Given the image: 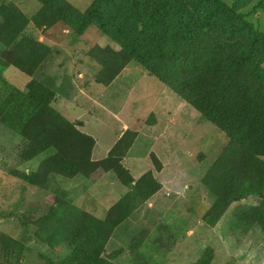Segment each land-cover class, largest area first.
Masks as SVG:
<instances>
[{
  "label": "trees",
  "instance_id": "trees-1",
  "mask_svg": "<svg viewBox=\"0 0 264 264\" xmlns=\"http://www.w3.org/2000/svg\"><path fill=\"white\" fill-rule=\"evenodd\" d=\"M37 1L42 10L32 20L13 1L0 7L1 80L8 86L4 72L10 67L33 78L28 95L12 90L0 112L7 108L6 112L12 113L16 108L20 119L26 121L25 138L18 150L25 162L51 152L35 172L12 171V175L43 188L52 175L90 179L102 170L114 172L128 192L110 209L106 220L66 200L30 202L23 212L28 222L38 226L48 220L52 223L51 231L38 232L36 237L49 246L57 242L74 245L67 264H115L112 255L106 256L108 240L121 223L161 191L162 184L153 173L135 180L124 167L122 161L137 136L133 131L125 132L105 159H93L95 140L82 132L83 122H71L53 107L55 98L70 99L74 91L70 87L62 96L56 80L44 74L55 51L27 35L32 21L46 27L62 22L76 36L91 27L98 29L121 46L119 53L111 49L92 53L103 67L100 74L109 75L99 80L102 86H109L131 61H137L147 75L218 126L230 142L215 164L217 171L207 176L204 185L225 208L258 197L255 205L234 208L227 227L243 236L255 226L264 231V34L246 20L238 6L242 3L246 7L253 0H230L234 6L223 0H95L85 12L66 0ZM113 2L121 9L112 25ZM259 7L264 8V0ZM130 20L136 28H128ZM152 159L160 171L161 162L155 155ZM203 221L209 227L219 222L209 214ZM158 231L150 241L139 238L135 242L134 259L142 260L141 264L156 256L165 257L174 247V228L161 224ZM138 243L141 247L144 243L152 253H142ZM26 251L22 243L4 239L0 242V264H21ZM213 258L214 252L208 248L194 264H212Z\"/></svg>",
  "mask_w": 264,
  "mask_h": 264
},
{
  "label": "rangeland",
  "instance_id": "rangeland-1",
  "mask_svg": "<svg viewBox=\"0 0 264 264\" xmlns=\"http://www.w3.org/2000/svg\"><path fill=\"white\" fill-rule=\"evenodd\" d=\"M7 1L10 0H0V7ZM29 1L38 5L35 0ZM93 1L84 0L82 5L86 7ZM223 1L229 6H234L230 0ZM259 2L260 0H253L246 7L242 3L238 6L246 15V20L264 34V8L259 7ZM117 4L113 2V17L110 19L112 25L116 23L117 14L121 9V6L118 9ZM130 21L133 22V20ZM129 22L127 25L129 29L136 28L134 22L133 24ZM68 30L69 33L72 32L71 28ZM88 36L95 37L97 43L102 45V47L95 46L91 53H99L97 49H111L118 53L121 50V46L112 43L96 28H90ZM2 52L3 49L0 47V54ZM50 58L44 74L56 80L55 83L61 87L62 96L69 93L70 87L75 92L77 77L81 76L74 74L72 78L61 68L53 71L50 65L54 58ZM128 65L130 70L126 79L123 80V83H126L123 87L120 82L112 89L104 88L99 80H106L109 75L100 74L103 72L102 66L86 76L87 82L100 84L102 87H97L99 91H106L103 97L104 103L112 107L110 104L113 102L114 109L119 107L121 100L128 98L127 108L123 109L121 114L123 112L133 114L134 116L129 115L130 119L134 118L132 123L143 127L140 129V137L126 158L125 165L132 171L135 180H139L147 173H153L160 178L158 180L163 187L148 203L145 202L117 227L108 240L106 256L112 255L111 259L115 264H141L142 260L134 259L135 242L139 238L140 241L154 239L158 235L161 224H169L174 228L173 233L176 237L174 247H171L165 257L156 256L152 261L146 260L148 264H194L208 248H212L214 252L212 264H264L263 229L255 226L253 230H257V234L253 235L251 240L237 230L227 227L229 216L234 208L240 204L255 205L258 197L237 201L225 208L221 203L216 202V197L204 185L207 176L211 172L214 173L216 162L227 149L229 137L171 89L147 75V71L139 62L131 61ZM18 70H9V78L7 77L9 81L6 79L8 86H4L0 76V109L10 97L12 90L17 89L25 95L30 92L28 84L33 78ZM58 76L60 77L57 81ZM53 79L50 80L51 83H54ZM60 99L66 98H55L53 107L61 113L63 104L67 102ZM160 99H164L165 106L159 108ZM154 103L156 104L153 106ZM171 106L173 108L171 115L162 116L167 122L165 133L158 135L150 132L146 125L155 123V115L150 113V110L159 109L164 113ZM89 109L93 115L106 116L107 114L95 105H90ZM6 110L7 108H4L0 112V242L4 239L13 240L27 247L21 264H67L72 256L74 245L57 242L49 246L40 241L36 233L51 231V220L42 226L28 222V218L23 215L26 206L30 202L49 204L58 199L66 200L67 204L69 202L82 211L93 213L98 218L106 220L107 216H110V209L126 194L127 189L121 181L116 182L112 174H109L111 179L100 172L90 179L76 177L69 180L52 175L43 188L30 186L13 176L12 171L35 172L51 152L42 154L32 162H25L18 150L22 147L25 138L23 133L26 131L24 129L26 121L20 119L16 108L12 113ZM137 110L139 112L136 115ZM106 111L110 114L115 113L108 107ZM137 120H142L146 124H138ZM91 128L90 123L89 131ZM117 131L118 126H115L114 132ZM151 150L159 154L162 157L160 160L163 159L165 162L169 150H175L177 157L181 160L180 171L176 172L178 175L169 167L163 174H158L155 161L153 166L149 157ZM157 161L156 159V163ZM175 163H179L176 157ZM99 179L101 180L97 181ZM208 214L212 216V219H218L219 222L215 227H209L203 221ZM32 217H35V214ZM142 245L141 247L138 243L142 253H152L151 250L144 248V243ZM106 256L105 258L108 259Z\"/></svg>",
  "mask_w": 264,
  "mask_h": 264
},
{
  "label": "crops",
  "instance_id": "crops-1",
  "mask_svg": "<svg viewBox=\"0 0 264 264\" xmlns=\"http://www.w3.org/2000/svg\"><path fill=\"white\" fill-rule=\"evenodd\" d=\"M10 1H13L21 9V11L25 15H27L28 18L31 20L33 19L34 16H36L42 10V4L39 3L37 0L35 1H37L38 5L32 4V2L29 0H10ZM66 1L72 4L80 12H85L95 0L91 4H88V6L86 7L82 5L84 0H66ZM91 28H94V27H91ZM68 29L69 27L66 26L62 22H58L51 27H46V25L37 24V23L34 24V22L32 21L30 25L28 26L26 33L27 35L34 36L37 42L39 43L42 42L44 45L49 46L51 49L55 51L54 59L51 63L52 66L50 65V68L52 67L53 71H57L58 68H61L63 69V72L65 73L67 72L66 74H68L71 77L74 76V74L75 76H78V75L81 76V77H77L76 83H75V80H73V83H75V92L73 96L70 99H60V100H65V102H67V104L65 103L63 104L60 111L71 122H78V121L83 122V126L80 128L82 132L93 137L95 140V146L93 150V159L95 161H101L105 159L108 156L111 149L119 142L121 137L125 134V132L130 130V131L137 133L134 143L132 144L128 153L125 155L122 161L124 167L130 170L125 165V161H126L128 154L132 150V147L134 146V144L140 137V134H141L140 129H142L143 126H138L137 124L132 123L134 118L130 119L129 115L134 116L133 114L131 113L128 114L127 112H123L121 114V111L127 108L126 106V103L128 102L127 97L121 100V104L119 105L117 109H114L113 102L112 104H110L112 107H109L107 104L104 103L103 97L106 94V91H99V89L97 88V87H102V86L95 82H87L88 79L86 78V76L91 75L93 71H96L97 69L101 67V65L95 59L92 58L91 51L95 46L102 47V45L97 43L95 37L88 36L90 28L84 34L78 35V36L72 35V32L69 33L70 31ZM128 66H126L121 71V73L115 78V80L109 86H103V87L112 89L116 87L120 82L122 83V87L123 85L125 86L126 83H123V80L126 79L125 77L127 76V73L130 70ZM12 69L18 70L15 67H10L6 69L5 78L8 81H9L8 78H9V72H10L9 70H12ZM166 94H169V93L166 92ZM59 102H62V101H59ZM155 104L156 103L152 105L154 106ZM90 105L98 106L101 109V111L107 113L106 116H102V114H100L99 116L93 115V113L89 109ZM142 106H144V103H142ZM158 106L159 108L165 106L164 99L159 100ZM106 107L112 109L115 113L113 112L111 114L108 113L106 111ZM172 109L173 108L171 106L170 109H166L164 113L159 111V109H154V108L151 109L150 113H153L155 115V123L146 125V128H148L150 132H152L153 134H158V135L164 134L167 129V127H165L167 126L166 125L167 122L165 121L166 119L162 116L164 114L171 115ZM138 112L139 110L136 111V115L138 114ZM90 123L92 124V128L89 131ZM136 123L146 124V122H143L142 120H137ZM115 126H118L117 132H114ZM152 155H155L162 165V169L159 171L158 174H163L164 171H166L165 169L167 167L172 169L173 172H175V174H177L176 172L180 171L181 160H180V157H177L175 150H169L168 158L166 162L163 161V159H162L163 161L162 162L160 160L162 157L159 154H157L155 151L151 150L149 153V157H150L152 164H153ZM175 157L178 159V162H179L178 164L175 163ZM99 172L104 173L107 176H109V174H112L116 182L120 181L114 172H104L100 170L97 172V174ZM130 172L132 175L131 170ZM153 176L157 180L160 179L159 177L157 178L154 174ZM100 180L101 179L97 181H100ZM162 187H163V184H162ZM148 202L149 200L147 201V203ZM256 232L257 230H252L248 234V237L246 238L252 240L253 235L257 234Z\"/></svg>",
  "mask_w": 264,
  "mask_h": 264
}]
</instances>
